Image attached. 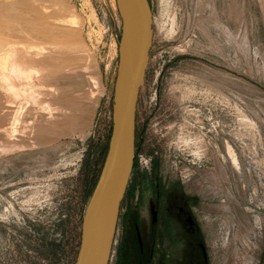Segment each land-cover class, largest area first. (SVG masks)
I'll return each instance as SVG.
<instances>
[{
  "label": "rangeland",
  "instance_id": "obj_1",
  "mask_svg": "<svg viewBox=\"0 0 264 264\" xmlns=\"http://www.w3.org/2000/svg\"><path fill=\"white\" fill-rule=\"evenodd\" d=\"M149 1L110 264H161V241L179 262L178 225L157 240L151 225L182 211L196 264H264V0ZM120 38L115 0H0V264L75 263L108 155Z\"/></svg>",
  "mask_w": 264,
  "mask_h": 264
},
{
  "label": "water",
  "instance_id": "obj_2",
  "mask_svg": "<svg viewBox=\"0 0 264 264\" xmlns=\"http://www.w3.org/2000/svg\"><path fill=\"white\" fill-rule=\"evenodd\" d=\"M121 38L112 133L100 180L85 210L74 264H110L120 212L135 167L137 109L154 38L149 0H115Z\"/></svg>",
  "mask_w": 264,
  "mask_h": 264
},
{
  "label": "flooded vegetation",
  "instance_id": "obj_3",
  "mask_svg": "<svg viewBox=\"0 0 264 264\" xmlns=\"http://www.w3.org/2000/svg\"><path fill=\"white\" fill-rule=\"evenodd\" d=\"M153 218H152V227L154 228V238L157 240L158 239V230L161 228L164 223H172L175 225H178V230L182 231L184 236V256L182 259H179V262L177 261L176 264H196L195 262V251H196V231H195V223L193 222V218H186V212L182 211L180 212L181 216L178 218L177 216L173 215H166V212H154L153 213ZM168 216V218H167ZM182 217V218H181ZM183 229V230H182ZM181 233V232H180ZM180 233H178V237H180ZM159 243V242H158ZM157 241L156 243H153L152 245L154 248L157 249L160 248L159 244H161V252H162V257H161V264H175L173 262V259H170L169 255L165 251V245L164 242L161 241V243L158 244ZM200 247H203L202 244H199ZM146 248H148L146 246ZM144 252V248L142 249ZM151 253H154V250H150ZM205 258V256H204ZM159 264V263H158Z\"/></svg>",
  "mask_w": 264,
  "mask_h": 264
},
{
  "label": "bare ground",
  "instance_id": "obj_4",
  "mask_svg": "<svg viewBox=\"0 0 264 264\" xmlns=\"http://www.w3.org/2000/svg\"><path fill=\"white\" fill-rule=\"evenodd\" d=\"M13 72V71H12ZM13 75V74H12Z\"/></svg>",
  "mask_w": 264,
  "mask_h": 264
}]
</instances>
